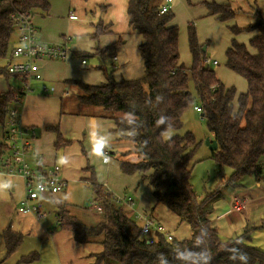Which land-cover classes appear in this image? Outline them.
Returning <instances> with one entry per match:
<instances>
[{
    "label": "trees",
    "instance_id": "1",
    "mask_svg": "<svg viewBox=\"0 0 264 264\" xmlns=\"http://www.w3.org/2000/svg\"><path fill=\"white\" fill-rule=\"evenodd\" d=\"M164 4L163 0H129V25L143 38L140 52L144 75L141 78L116 81L111 73H106V81L101 85H86L75 80L64 83L76 90L80 106L101 109L100 117L114 122L115 132L120 135L118 140L133 146L122 155L136 157L135 161H120L121 172L126 176L138 175L147 182L156 205L165 207L180 222L186 223L190 236L168 240L156 231L151 241L150 236L142 234L138 215L149 214L161 228L155 208L130 216L125 206L116 205L115 194L104 189L89 166L84 170L91 173L87 181L95 201L103 208V220L89 229L60 208L56 227L73 232L74 239L81 244L103 237L100 241L103 250L95 255V264H264V251L251 244L253 233L261 227L246 228L230 239H223L214 227L210 215L220 192L217 188L216 192L200 198L193 188L191 162L198 145L191 132H183L182 122V116L190 108L202 110V119L218 145L210 158L217 163L221 179L230 172L226 186L237 187L247 177L261 179L264 171V22L247 28H231L233 35L259 31L249 42L256 54H251L246 45L235 40L226 50V66L248 84L246 93H238L234 87H225L216 72L206 65L208 58L204 45L198 41L194 24L188 25L191 65L180 63L179 28L173 24L172 10L161 13ZM199 5L220 22L236 17V11L226 0L204 1ZM13 6L33 17L47 14L50 9L48 0H12L1 4L0 64L10 53L14 34L10 18ZM107 31L108 27L100 22L94 38L99 39ZM121 42L110 49L115 50ZM0 77L17 78L22 86L20 77L8 74L5 65H0ZM18 90L9 86L7 91L0 92V128L5 138L11 124H19L12 116V112L17 113L12 106L20 103ZM48 131L57 135L56 150L71 143L64 140L58 127L48 128ZM169 132L172 135L166 138ZM7 151L8 146L1 144L0 156ZM132 198L134 208L136 201ZM4 241L8 258L18 250L23 236L8 227ZM242 254L246 259L240 258ZM5 259L0 264H6ZM37 261L39 254L33 253L21 258L18 264Z\"/></svg>",
    "mask_w": 264,
    "mask_h": 264
},
{
    "label": "crops",
    "instance_id": "2",
    "mask_svg": "<svg viewBox=\"0 0 264 264\" xmlns=\"http://www.w3.org/2000/svg\"><path fill=\"white\" fill-rule=\"evenodd\" d=\"M189 1L190 0H183L181 2L182 6L186 8L187 2ZM192 1L195 4H201L207 0ZM48 2L50 5L49 12L47 14H37L33 17L37 30V38L39 41L48 45L64 46L68 50L69 55L64 61L42 60L38 62L40 72L44 79L43 81L32 84V92L20 101L18 104V108L20 109L16 110V115L20 125L23 126L27 132L35 133V136L31 140L30 151L27 157L32 167L38 168L41 166L61 165V176L66 181L74 182L77 180H84L89 183L86 177L88 175L84 172L85 168L83 167L85 163L82 157V161L79 160L80 158H78V161L74 160V158L77 157L74 148L70 149L65 147L61 150H56L55 142L57 140V135L52 131H48V128L58 127L64 140L70 142L76 141L77 143H83L80 137L82 123L88 129L90 128L92 133L99 139L101 138V134H107L111 130L116 134L115 136L110 135L111 138L117 139L113 146L118 149L122 147L121 144L116 143L120 141L118 140L120 135L115 132V124L112 120L105 119V122L102 123L99 122L102 120L101 118L100 120L94 117L63 116L62 104H60V101L67 100L71 93L76 91L74 88L67 87L64 82L66 80H75L81 81L86 85H101L106 81V73H111L116 81L141 78L144 75V64L140 52L143 38L129 25V0H48ZM163 2H165V0H163ZM173 2H175V0H173ZM247 2L251 10L258 15V20L260 19L261 22H264V10L262 9L264 0H247ZM177 9L176 6L175 10L177 11ZM190 11L197 15H199V13L208 15V11L204 6L192 8ZM72 15H76L77 20H71L70 16ZM210 18L217 20L213 16ZM100 22H102L104 27H108V31L105 35H102L96 40L94 38L96 26ZM201 22V28L204 29L206 20ZM189 24L197 25L198 33H200L198 23L190 21L188 22V25ZM258 34L259 32L255 30L251 32L250 35L239 34L234 37L236 39L233 40L246 45L245 42L251 40L249 37H255ZM118 41H122L118 48L115 50L110 49V47ZM222 45L224 47L227 46V48L230 46L225 41H222ZM251 49L253 50H249L251 54L257 53L255 49ZM102 52H105L104 56L101 55ZM214 54L215 57H218V59L215 60L219 65V61L224 58L223 54H221V50H216ZM83 60L86 61V64H82ZM219 71L220 73L218 72L216 75L221 82H224L223 85L225 87H234L236 90L238 89V93L247 92V82L244 80V82H241L239 80L240 78H237V82L241 84H238V87L231 86L233 81H227L226 78L230 77L234 79L236 76L230 72H226L227 70L225 68ZM9 86H11L9 80L0 77V91H7ZM42 86H47L54 90L45 93ZM20 87L21 83L19 86L15 87V89ZM194 111H196L195 108ZM102 130H104L103 133L101 132ZM210 140L212 141V137ZM5 141L4 132L0 128V145L4 144ZM129 144L127 149L131 150L133 146L131 143ZM73 145L74 144H72V146ZM104 151H106V149ZM39 155L42 156L41 162L37 159ZM110 155L115 156V158L119 156L118 152H115V150L110 152ZM128 156H131L134 161L136 160L133 154ZM6 157L5 154L0 156V166L2 160ZM110 162L111 159L106 164L109 165ZM108 169L109 175H107V180L101 183H103L105 187L108 186L106 191L111 192V190H113L112 186H116V184L114 185L112 181H110L111 177H109L110 173L113 174L112 166L109 165ZM118 176L120 177L119 174ZM81 177L82 179H79ZM0 178L6 181L3 183L7 188L11 187L12 190H15V186H13L14 183L9 184L6 180L10 177L0 175ZM138 179V182L135 180L133 183V188H135L136 191V205L133 208L134 214H139L138 212L142 211L150 212L152 208H155V214L157 215V210L160 205H156L152 197V188L147 189L146 182L142 181L140 176H138ZM246 179L247 178H244L245 184L243 181L242 184L234 188H226L224 185L219 187L221 195L213 203V212L210 218L219 235L225 236V238H231L240 234L246 228H251L253 226L261 227L253 233L251 244L264 251V171L259 181H256L252 177H248V180ZM116 187L119 191L113 190L117 193L115 196L123 195L120 193L124 189H121V186ZM225 189L231 190L227 192ZM126 192L128 191H125V193ZM225 199L229 201L227 202ZM22 201L23 200L18 204L19 208ZM239 203L242 204V208L236 210L234 204ZM88 204L90 203H87V205ZM60 208L61 207L58 206L59 210ZM16 213L21 214L19 213V209H17ZM58 213L59 211L56 214L57 218L55 224L58 222ZM230 216L231 219H227ZM156 220L163 231H168L158 216ZM53 231L45 229L43 232L46 236L48 235L45 241V247L54 252L58 264H95V255L103 250L100 242L91 241L81 244L74 239V233L71 231L61 229L59 231L54 229ZM168 232L172 234L173 237L177 238L174 233H171V231Z\"/></svg>",
    "mask_w": 264,
    "mask_h": 264
},
{
    "label": "rangeland",
    "instance_id": "3",
    "mask_svg": "<svg viewBox=\"0 0 264 264\" xmlns=\"http://www.w3.org/2000/svg\"><path fill=\"white\" fill-rule=\"evenodd\" d=\"M182 1L183 0H175V2H173L171 5V10L174 7L172 11L175 14V23L173 21V24L178 26L180 34V63L189 67L192 62V57L189 51L188 44V22L193 21L198 23L199 25L200 33H198L197 25L195 26V30L199 43L201 45H204L203 49H205L204 51L207 58L211 60L218 59V57H215L214 54L216 50H221V54H223L224 58L219 61V65L209 67H211V69H213L217 74L218 72L220 73V69L225 68L227 70L226 72H230L231 74L236 76L234 79L230 77L226 78L227 81H233L231 86L233 85L235 87H238V84H241L237 82V78H240L239 80L241 82H246L244 78L240 77L226 66L225 53L230 46L228 48L227 46L224 47L222 45V41H225L229 45H231L232 40L236 39L234 37H236L237 35H232L231 33V28L233 27L241 29L261 23V20H258L257 18L258 15L255 14L253 10H251V7L248 6L247 0H226V3H230L232 5V8L236 11V17L228 22H220L218 20L211 19V16L209 15H202L200 13L199 15H197L196 13L190 10L192 8H200L201 5L195 4L192 0H190L189 2H187L186 8H184L181 3ZM176 6L178 8L177 11L175 10ZM262 9L264 10V5L262 6ZM204 20H206V26L204 27V29H202L201 21ZM254 31H245L241 34L250 35L251 32ZM253 37L254 36H252L251 38L249 37V39H252ZM249 42L250 41L248 40V42L245 43L248 49L251 51L252 49L249 45ZM15 45L16 36L14 33L10 41L9 56ZM0 65H4V63H1ZM222 83L224 82L222 81ZM9 84L13 88L20 85L19 81L14 77L9 78ZM60 104H62L63 116L67 117H94L100 119V116H102L103 114V111L101 109L85 108L80 106L76 101V91H73L67 100L60 101ZM18 107V104H14L12 106V108L19 110L20 108ZM101 119V121L99 122H105V119ZM182 122L183 132H191L194 135L196 143L198 145V148L191 162V166L193 168L191 183L200 198H204L206 194H211L213 191L216 192L215 190L217 188L218 190H220L219 187L221 185H224L226 188H234L233 186H226L225 183L226 178L228 177V174L230 172L226 173L224 180L221 179L218 175L217 163L210 158L211 152L206 146V140L208 138H211V135L209 134L206 121L202 119L201 114L194 111V108H190L182 116ZM81 129V135H79L83 143H77L76 141H74L71 142L68 146H66L67 148L75 149L77 157H75L74 160L78 161V158H80L79 160L82 161L83 159L85 163L83 168H86L88 166L91 167L95 172L96 178L99 183L107 180V175H109L108 167L109 165H111L113 168V174L110 173V181H112L114 185L116 184V186H121L120 188L124 189L120 194H125V191H128L127 193L129 195L134 196L135 198L136 191L135 188H133V183L135 180H137L138 182V175L126 176L120 170V161H133L131 156L129 157L122 155L123 153L129 151V149H127V146L130 145L129 142H116L122 145L121 149H118L113 146L114 142L117 141V139L115 140L111 138L110 135H116L111 130L107 134H101V138L99 139L92 133L90 128L88 129L87 127H85L83 123ZM101 132L103 133L104 130H102ZM171 135L172 132L167 133L166 138H169ZM99 143L105 144L106 151L99 147ZM72 144L74 145L72 146ZM113 150H115V152H118V155L120 157L118 156L117 158H115V156L110 155V152H112ZM106 153L109 154L111 159L109 165L106 164L103 160V158L106 156ZM126 157L129 158L127 159ZM84 172L88 175L86 177L90 178L91 173L85 170ZM118 174L121 178L118 176ZM79 179H82V177ZM6 180L9 184L14 183L13 186H15V190H12L11 187L7 188V186L3 183L6 181L0 178V262H2L6 258L4 231L11 226V229L14 232L19 233L23 236V242L12 256L5 259L6 264H18L21 258L25 256H30L33 253H38L40 256V260L34 264H58L57 260L55 259L54 252L51 249L45 247V241L48 238V235L46 236V234L43 233L45 229L52 231L55 229L56 231H59L55 224L57 218L56 214L59 211L58 206L63 208L70 215L72 220L78 221L89 229L96 227L99 221L103 220V212H97V210L93 206L95 204V197L92 192L91 185L90 183H87L84 180L68 182V188L65 191L59 193L58 195L41 196L36 202V204L38 206H41V213L43 214L42 218H38L30 214L22 215L16 213L17 209H19V202L21 200H24L25 198V185L23 184L24 182L21 180V178L17 176L7 178ZM246 180H248V177ZM243 181L245 184L244 179L241 180V182L239 183L242 184ZM101 184L104 186L103 183ZM145 184L147 189H151L147 182ZM116 186H112L113 190L119 191ZM104 189H108V186H104ZM113 190H111V192L113 194H117ZM225 190L228 192V190L230 191L231 189ZM225 201L228 202L229 200L225 199ZM87 203L90 204L87 205ZM235 205L236 204H234V206ZM124 208L130 216L134 214L133 208H130L128 206H125ZM157 216L159 217L160 221L163 223L165 228L168 231H171V233H174L177 239H185L190 236L191 230L189 226L186 223H180L179 219L165 207L161 205L158 207ZM227 219H231V216ZM138 223L141 227H143L144 222L141 218L138 219ZM243 231L241 233H243ZM221 237L223 239H230V237ZM102 239L103 237H100L98 239H94V241L99 243L100 241H102Z\"/></svg>",
    "mask_w": 264,
    "mask_h": 264
},
{
    "label": "built area",
    "instance_id": "4",
    "mask_svg": "<svg viewBox=\"0 0 264 264\" xmlns=\"http://www.w3.org/2000/svg\"><path fill=\"white\" fill-rule=\"evenodd\" d=\"M12 0H0V6L3 3H10ZM173 0H165L164 6L161 8V13L164 14L171 10ZM14 8V6H13ZM10 18L13 20L14 33L16 35V45L2 63L7 68L8 74L18 76L22 80V86L18 90V98L20 101L26 95L32 92V84L43 81V76L38 65L39 61H64L68 58L69 52L62 45H48L38 40L37 30L33 21V16L26 12L20 11L16 8L11 12ZM71 20H77L76 15L70 16ZM86 64V61H82ZM206 65L217 66L216 60L207 59ZM45 93L53 91V88L42 86ZM198 113H201L200 108H195ZM16 113V112H15ZM12 112V116L17 118V115ZM18 119V118H17ZM9 134L5 138V145L8 146L7 156L2 160L0 166V175L5 177H20L25 185V198L19 208V213L22 215H33L42 218L41 206L36 202L43 195H58L68 188V181L62 178V168L60 165L41 166L38 168L32 167L28 160V153L30 151V143L35 136L34 132H27L23 126L11 124ZM99 147L106 149L105 144L100 143ZM39 162L42 161V156H37ZM105 163H108L110 156L106 153L103 158ZM115 203L118 206L132 207L133 198L128 193L122 196H116ZM97 212H103V208L97 202L93 205ZM133 208V207H132ZM236 210L242 208V204L234 206ZM144 222L142 227V234L150 236L153 240V234L160 231L168 240L173 239V235L163 231L157 227L149 214L139 216Z\"/></svg>",
    "mask_w": 264,
    "mask_h": 264
},
{
    "label": "water",
    "instance_id": "5",
    "mask_svg": "<svg viewBox=\"0 0 264 264\" xmlns=\"http://www.w3.org/2000/svg\"><path fill=\"white\" fill-rule=\"evenodd\" d=\"M205 50V49H204ZM206 146L208 147V149L211 151V152H214L217 150L218 148V145H217V142L216 141H211L210 138H208L206 140Z\"/></svg>",
    "mask_w": 264,
    "mask_h": 264
},
{
    "label": "clouds",
    "instance_id": "6",
    "mask_svg": "<svg viewBox=\"0 0 264 264\" xmlns=\"http://www.w3.org/2000/svg\"><path fill=\"white\" fill-rule=\"evenodd\" d=\"M240 258L243 260V259H246V256H245L244 254H242V255L240 256Z\"/></svg>",
    "mask_w": 264,
    "mask_h": 264
}]
</instances>
